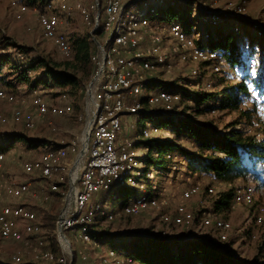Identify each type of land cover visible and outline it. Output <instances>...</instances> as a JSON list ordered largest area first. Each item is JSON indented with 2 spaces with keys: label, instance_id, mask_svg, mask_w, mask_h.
Returning <instances> with one entry per match:
<instances>
[{
  "label": "built area",
  "instance_id": "1",
  "mask_svg": "<svg viewBox=\"0 0 264 264\" xmlns=\"http://www.w3.org/2000/svg\"><path fill=\"white\" fill-rule=\"evenodd\" d=\"M10 5L17 20H22L31 11L37 15L42 37L57 49L64 60H73L75 52L71 39L62 30L57 12L69 15L73 10L78 11L91 31H95L93 39H90L96 47L92 57L96 72L91 79V98L86 94L87 86L86 107L84 113L77 116V122L85 124L81 138L66 146L53 147L44 156L21 166L25 177L41 178L47 183L49 194L44 197L45 202H51L56 194L61 196V208L54 223L56 250L43 237L38 213L20 203L30 194L31 183L18 182L5 172L8 151H0V234L3 240L20 243L23 248L13 254L11 264H25L26 258L38 264H70L75 256L76 264H94L88 247H102L93 228L96 215L111 223L119 217H138L147 210L160 211L171 206L174 207L173 212H161L162 223L167 227L189 229L196 220L190 205L195 198L203 194L217 198L218 187H233L231 183L211 178L212 185H191L172 202L157 190V185L146 195L148 183L158 174V169L142 176L146 150L143 148L145 156L139 158L134 141L128 138L121 140V135L125 117L140 119L145 114L182 116L176 110L178 106L184 103L192 106L195 96L214 92V78L221 75L226 61L221 53L202 45L211 38L209 30H217L223 22L250 21L245 7L234 4L220 7L217 1L209 3L202 0H92L90 6L81 0H46L43 6L32 9L22 0H10ZM138 5L141 8L136 11ZM156 5L159 6L158 11ZM168 5H192L199 13L198 20L209 30H201L194 24L188 31L178 22L163 21L158 14ZM232 34L240 43L244 39L238 26L233 27ZM257 35L264 37V30L259 29ZM245 45L244 49L248 51V43ZM253 70H257V66L247 58L246 73L238 81L247 83L251 95L256 96L257 92L252 87ZM182 71H186L193 80L188 79L189 82L184 81L176 87L178 78L175 75ZM166 78L169 81L166 82ZM149 82H166L174 87L155 88L145 96ZM48 91L60 94L58 103L50 102ZM185 93L189 99H185ZM27 99L31 108L26 105ZM70 100L68 94L60 93L52 86H36L25 98L0 85V103L10 108L9 115H0V126L12 125L29 132L41 125L52 126L54 119L73 116L74 107ZM162 132L160 128L147 125L136 141L154 139L153 135L159 136ZM70 153H78L76 160L82 156L73 182L71 165L66 162ZM174 159L175 155L171 154L163 158L175 164ZM120 187L137 190L136 198L114 214H109L110 206L104 209L100 204L93 205L88 211L98 194L113 193ZM255 193L254 186L250 184L235 187L231 210L251 205ZM198 213L203 230L213 231L220 243L228 241L233 230L229 220L216 213L213 207H206L202 201ZM257 223L264 224V217H258ZM259 239L264 241V237ZM73 242L77 245L76 250ZM106 253L102 264H138L116 250L108 249ZM262 256L264 258V244Z\"/></svg>",
  "mask_w": 264,
  "mask_h": 264
},
{
  "label": "rangeland",
  "instance_id": "2",
  "mask_svg": "<svg viewBox=\"0 0 264 264\" xmlns=\"http://www.w3.org/2000/svg\"><path fill=\"white\" fill-rule=\"evenodd\" d=\"M86 6H90L92 0H81ZM209 3L215 1L218 2V6L223 5H240L247 9L250 21L244 23H238L239 21H225L227 26H222L221 28H228L229 32L232 33L234 26L240 27L243 33V40L241 43L235 38V41L243 50L244 54L251 58L258 71L264 65V37H259L257 32L259 29L264 30V0H202ZM44 2H40L39 6H43ZM38 7V5H36ZM179 7L180 14L175 22L180 23L185 27V22L189 19L196 20L195 24L197 28L201 30L207 29L208 27L202 24L198 18L199 13L197 10L193 9L192 5H177ZM33 7H31L32 9ZM140 5L136 6L135 10H139ZM156 11L159 10V6H155ZM186 11V12H185ZM61 23L62 30L68 35L72 40L75 37L89 36L91 32V27H89L84 21L81 14L73 10L69 15L66 13L57 12ZM255 23H252V22ZM224 23V22H223ZM251 24V25H250ZM240 25V26H239ZM30 28V29H29ZM220 28V29H221ZM29 29V30H28ZM200 33L199 31L197 32ZM264 36V35H263ZM9 39L11 42L17 46H9L5 51L0 50V56L9 55L11 63L14 64L13 70H10V66L3 69L0 75V85L5 87L7 90L14 91L18 95H22L25 98L31 90L27 83L21 82L18 79L20 72L26 70L27 66L31 64L32 61L37 59H48L55 62H63L64 59L58 53L57 49L45 41L39 30L37 15L31 11L22 20L16 19V12L10 5V0H0V40ZM249 45V50H245V44ZM254 45V47H253ZM3 46V45H2ZM0 48H2L0 46ZM22 48L23 50H19ZM252 48L254 52L251 53ZM39 74V73H38ZM28 78L30 81L35 80L37 74L34 72H28ZM222 77L216 76L214 78L215 90L214 94L221 92L224 88L234 85L239 82L237 79L243 76V72L239 69L230 71L227 67L223 69L221 73ZM176 87L182 82L188 79L193 80V78L187 75L186 71H182L175 75ZM226 77V78H225ZM168 78V77H167ZM166 78V82L169 81ZM225 78V79H224ZM162 78H160L161 80ZM162 80H165L162 79ZM225 80V81H223ZM165 82V83H166ZM189 82V81H187ZM89 85V84H88ZM87 85V86H88ZM155 89L154 85H150L147 90H145L144 95L153 92ZM59 93L48 91L47 97L52 103L59 102ZM252 96V95H251ZM71 103L74 107V114L70 118H57L52 121V126L41 125L37 130L29 132L23 130L21 127L16 126H0V144L5 147H10L7 155V162L5 165V172L8 175L16 178L18 182L27 181L31 183V192L28 196L24 197L20 203H25V205L32 207L39 216V222L43 229V237L48 242L53 249L56 250L57 238L54 232V225L52 219L58 214L61 208V201H58L55 195L51 202H45L44 197L49 194L48 185L44 180L33 179L25 177L22 174L21 166L24 163L38 159L46 154L49 149L53 147L66 146L73 140L81 138L84 122H77V116L84 113L86 107V96H80L78 98H71ZM255 104L260 106L259 117L264 120V98L260 97L258 94L252 96L249 100H246L242 104L243 110L251 109ZM26 105L31 108V103L26 100ZM215 103H209L203 106L201 114L196 113L197 109L193 105L182 104L178 106L176 110L182 114V116H189L194 121L199 124H213L217 127L219 133H227L230 130L244 131L249 134L254 133V128H252L246 121L240 119L237 112L226 110H212L209 111L206 108L213 107ZM10 108L7 104L0 103V115H9ZM124 128L121 135V140L126 138L134 141L136 145V151L139 158L145 156L143 152V145L137 144V137L140 131L147 125L151 127H157L161 130H165L167 126L157 125L154 121H144L141 117L136 119L135 117L129 116L123 118ZM236 122L239 124L230 128L231 125ZM56 129V130H54ZM10 134H22L29 139L45 140L48 146H42L36 149H31L28 145L23 143H12L8 142L6 137ZM154 138H169L172 142H176L183 150L191 154H197L198 148L192 143V141L187 138L177 139L175 135L171 133L170 130L163 131L159 136L153 135ZM81 149V148H80ZM78 153H70L67 159V163L73 167L74 161L76 160ZM175 164H171L166 167L165 170L158 169V176L156 177L157 190L169 199V201L177 200L181 193L189 188L191 185L200 183L203 186L212 185L213 182L210 178H207L201 174H193L187 170V161L183 155L179 152L175 155ZM155 178V177H154ZM253 185L255 186V199L251 205H245L237 208L235 211H226L220 213L219 215L227 220H229L233 225V230L229 233L228 241L224 243L218 242L216 235L213 231L203 230L200 219L199 210L200 202H205L206 207L212 208L214 197L207 196L203 194L200 198H195L192 201L191 208L195 213L196 220L194 224L189 228H176L174 226H165L161 221V212H173L174 207H169L168 209L159 210H147L143 212L138 217L117 218L113 223L109 224L105 219L99 218L100 227L95 229L99 234L106 232L109 236L115 235H132V236H163L166 238L173 237H185V236H204L206 239L214 242L218 247L225 248L229 251V254L233 257H238L241 260H251L257 252V243L259 242V237L264 236V226L259 227L256 223L258 217H264V188L258 189L256 183L252 180H237L233 182V187H240L243 185ZM129 187L125 188V192L120 195H116V199H109L98 194L93 203L96 204L98 201H103L104 207L109 208V214H114L120 211L121 207L124 205L127 199V193ZM227 187L220 186L217 188L218 194L225 192ZM146 195L150 192L147 188ZM102 197V198H101ZM1 198V197H0ZM2 201H0L1 203ZM7 203V202H6ZM99 216L96 215V218ZM22 229V223H20V230ZM70 235V234H69ZM257 236V239H254ZM73 247L76 250L77 245L73 242ZM110 245L104 243L100 249L93 248L89 246V257L92 263L102 264V259L106 256V252ZM22 245L20 243H13L11 241H6L1 238L0 234V264H11V257L13 254L19 250H22ZM30 259L26 258V262Z\"/></svg>",
  "mask_w": 264,
  "mask_h": 264
},
{
  "label": "trees",
  "instance_id": "3",
  "mask_svg": "<svg viewBox=\"0 0 264 264\" xmlns=\"http://www.w3.org/2000/svg\"><path fill=\"white\" fill-rule=\"evenodd\" d=\"M22 1L27 6L34 7L46 0ZM179 14V7L168 5L160 10L158 17L165 22H170L176 20ZM194 24L195 20L189 19L185 22V28L191 31ZM222 26H227V23H222L215 31H211L209 28L205 29L210 31L211 38L202 46L221 53L226 61V67L230 71L239 69L245 75L246 59L248 57L235 41V36L229 32L227 27L221 28ZM96 35H98V32ZM71 41L75 52L73 60H64L63 62H55L48 59L34 60L27 66L26 70L19 73L18 79L21 82L27 83L31 89L39 85L45 87L52 86L57 88L60 93L68 94L70 98L84 96L86 87L96 72V66L92 60V57L96 53V47L90 39V36L75 37ZM0 46L2 47L0 48L2 51L7 50L9 46L17 47L11 40L4 38L0 40ZM19 50L23 49L19 48ZM253 52L254 48L251 50V53ZM10 59L9 55L0 56V75L7 66H10V70L14 69L12 68L14 64L11 63ZM28 72L37 74L35 80H29ZM217 76L222 77L221 75ZM151 84L155 88L174 87L173 84L165 82H149L147 85ZM252 87L260 97L264 98V65L258 71V76H255L253 79ZM186 93L185 99H189L190 96ZM250 98H252L251 88L247 83L242 81L224 88L217 94L203 93L192 99L193 107H196V113L198 115L201 114L203 106L209 103H215L213 107L206 108L209 111L231 110L237 112L240 119H243L248 125L254 128L255 131L253 134L238 130L219 133L215 125L210 123L199 124L189 116L143 115L142 118L144 121H154L159 126H167L163 131L170 130L177 139L187 138L192 141L198 148V153L191 154L186 152L169 138H154L145 142H139L137 144H142L146 150L144 167L141 168L142 176L145 177L151 171L156 172V169L165 170L167 166L173 163L171 160H163V158L166 155H176L180 152L187 161V170L190 173L201 174L207 178H213L216 181L231 184L237 180H252L254 184L256 183L258 189L264 188V120L258 115V108L260 106L257 104L249 110L242 109L243 102ZM239 123L236 122L230 128ZM6 138H8L7 143H23L31 149L48 146L45 140L29 139L22 134H10ZM9 148L0 144V151H9ZM157 176L158 174L149 181L148 187L150 190L154 185H157ZM254 188L256 187L254 186ZM124 192L125 188L120 187L113 193H103L102 196H105L109 200L113 196L123 194ZM137 194V190L129 189L124 205H127L135 199ZM56 196L59 199L58 201H61V196L58 194ZM233 196L234 188L220 193L213 201V209L215 212L220 214L231 211ZM96 204L104 207L102 200L96 202ZM93 205L95 204L92 202L88 207V211L91 210ZM106 208L104 207V209ZM56 218L57 215L52 219L53 225ZM99 218L103 219L99 216L94 220V229L100 227ZM121 218L126 219L131 217ZM263 226L264 224L259 225L262 228ZM97 238L101 241L102 245L104 243L110 245L109 249L116 250L118 253L132 259L138 264H264V258L262 256L264 241L262 239L257 243L255 256L247 261L231 256L229 251L225 249L227 247L220 248L212 241V244H210L203 240L189 239L188 237L109 236L106 232H102L97 235ZM76 261L75 256L73 264H76ZM25 264L38 263L27 262Z\"/></svg>",
  "mask_w": 264,
  "mask_h": 264
},
{
  "label": "water",
  "instance_id": "4",
  "mask_svg": "<svg viewBox=\"0 0 264 264\" xmlns=\"http://www.w3.org/2000/svg\"><path fill=\"white\" fill-rule=\"evenodd\" d=\"M94 33H95V31L94 30H92L91 32H90V37L93 39V36H94ZM92 84H93V80L92 81H90V83H89V85H88V90H87V96L88 97H90L91 98V87H92ZM82 154H83V152H82ZM185 237H188L189 239H199V240H203V241H205V242H208V243H210V244H212V242L210 241V240H208V239H202V238H200V237H198V236H185ZM62 239L64 240V241H66L67 242V239H66V237L64 236V235H62ZM70 264H73V262H71Z\"/></svg>",
  "mask_w": 264,
  "mask_h": 264
},
{
  "label": "bare ground",
  "instance_id": "5",
  "mask_svg": "<svg viewBox=\"0 0 264 264\" xmlns=\"http://www.w3.org/2000/svg\"><path fill=\"white\" fill-rule=\"evenodd\" d=\"M86 150V149H85ZM84 150V152H85ZM82 156L80 155L76 161H74L73 167L71 169L70 175H71V180L72 182L76 179L77 173H78V168L79 164L81 162Z\"/></svg>",
  "mask_w": 264,
  "mask_h": 264
},
{
  "label": "snow or ice",
  "instance_id": "6",
  "mask_svg": "<svg viewBox=\"0 0 264 264\" xmlns=\"http://www.w3.org/2000/svg\"><path fill=\"white\" fill-rule=\"evenodd\" d=\"M252 76H254V77H255V76H258V69L252 71Z\"/></svg>",
  "mask_w": 264,
  "mask_h": 264
},
{
  "label": "crops",
  "instance_id": "7",
  "mask_svg": "<svg viewBox=\"0 0 264 264\" xmlns=\"http://www.w3.org/2000/svg\"><path fill=\"white\" fill-rule=\"evenodd\" d=\"M199 237L202 238V239H205V240H206V237H204V236H201V235H200Z\"/></svg>",
  "mask_w": 264,
  "mask_h": 264
}]
</instances>
